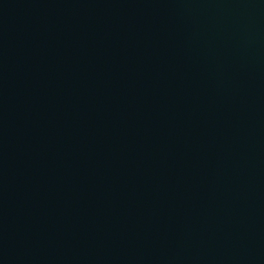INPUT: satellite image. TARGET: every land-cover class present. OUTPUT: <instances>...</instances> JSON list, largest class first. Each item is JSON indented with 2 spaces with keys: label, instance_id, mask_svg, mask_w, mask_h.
<instances>
[{
  "label": "water",
  "instance_id": "95a60500",
  "mask_svg": "<svg viewBox=\"0 0 264 264\" xmlns=\"http://www.w3.org/2000/svg\"><path fill=\"white\" fill-rule=\"evenodd\" d=\"M0 264H264V0H0Z\"/></svg>",
  "mask_w": 264,
  "mask_h": 264
}]
</instances>
